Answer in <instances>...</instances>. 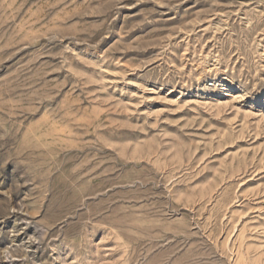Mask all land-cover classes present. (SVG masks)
<instances>
[{
    "label": "rangeland",
    "instance_id": "374dc122",
    "mask_svg": "<svg viewBox=\"0 0 264 264\" xmlns=\"http://www.w3.org/2000/svg\"><path fill=\"white\" fill-rule=\"evenodd\" d=\"M0 264H264V0H0Z\"/></svg>",
    "mask_w": 264,
    "mask_h": 264
}]
</instances>
